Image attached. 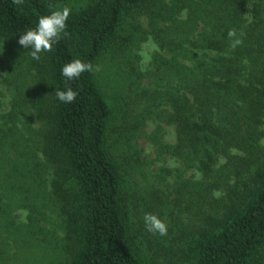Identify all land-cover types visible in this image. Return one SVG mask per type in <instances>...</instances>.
I'll list each match as a JSON object with an SVG mask.
<instances>
[{
    "label": "trees",
    "instance_id": "16d2710c",
    "mask_svg": "<svg viewBox=\"0 0 264 264\" xmlns=\"http://www.w3.org/2000/svg\"><path fill=\"white\" fill-rule=\"evenodd\" d=\"M54 9L51 0L19 6L0 0V36L19 41ZM145 10L161 50L152 64L177 132L173 149L182 174H201L182 179L178 191L188 204L194 196L209 205L189 232L181 228L177 237L168 228L163 260L153 263L130 228L126 166L109 143L112 108L96 72L70 81L62 75L76 58L97 65L112 41L124 37L126 18ZM67 25L68 35L39 61L25 53L32 82L16 86L4 114L7 132L18 136L13 142L32 144L42 155L29 147L18 153L37 159L32 176L63 231L64 264H264V0H90L71 12ZM232 28L243 38L236 48L227 36ZM137 31L136 25L130 41ZM67 87L79 93L71 104L56 97ZM34 120L37 128L29 125ZM151 234L149 247L161 238Z\"/></svg>",
    "mask_w": 264,
    "mask_h": 264
},
{
    "label": "rangeland",
    "instance_id": "374dc122",
    "mask_svg": "<svg viewBox=\"0 0 264 264\" xmlns=\"http://www.w3.org/2000/svg\"><path fill=\"white\" fill-rule=\"evenodd\" d=\"M51 1L55 9L69 6L72 12L81 10L90 2ZM149 15L145 10L139 18L132 15L126 18L124 37L113 40L102 54L97 63L101 70L96 72V78L112 108L110 146L120 164L126 166L124 190L128 195L125 203L132 224L130 228L138 247L145 249L150 258L148 262L153 263L156 258L163 260L162 256L159 257L163 253V240L161 235L153 233L161 237L160 243L153 247L146 245V237L152 236V232L145 227L144 215L157 214L166 220L168 228L174 227V235L179 237V230H192V226L198 223L196 214L203 207L209 209V205L194 196L188 204L189 197L178 191L182 179L188 176V179L199 180L201 174L195 170L182 174L181 168L185 166L173 149L177 132L175 125L168 121L169 108L163 81L158 73L153 72L156 70L152 64L154 55L161 50L151 37L153 30ZM247 17L251 19V14ZM136 25L138 31L135 34L139 37L130 41ZM149 38L154 51L151 62L142 71L138 53ZM27 51L30 52L18 41L0 36V264H64L66 252L60 245L63 231L44 196L38 194L37 180L32 176L35 169L31 167L37 165V159L32 154L28 157L18 154L27 153L22 147H29V153L36 148L24 141L13 142L18 136L7 132V115H4L16 86L21 82H32L27 71L31 69L25 55ZM30 106L33 108L32 104ZM29 125L37 128L39 124L34 120ZM155 137L159 141H154ZM135 152H139L138 155ZM37 156L42 157L38 151ZM125 156H128V163ZM142 161L147 163L142 164ZM25 164H30L29 169ZM159 196H164L166 202L162 203ZM171 237L165 244H170Z\"/></svg>",
    "mask_w": 264,
    "mask_h": 264
},
{
    "label": "clouds",
    "instance_id": "9594fccd",
    "mask_svg": "<svg viewBox=\"0 0 264 264\" xmlns=\"http://www.w3.org/2000/svg\"><path fill=\"white\" fill-rule=\"evenodd\" d=\"M24 0H13L16 5H22ZM72 9L69 6H63L62 8H56L48 15H42L39 17L38 23L34 28H30L20 35L18 43L25 49H29L30 56L39 61L42 54L51 52L56 44L62 39L63 36H67V21L71 15ZM227 36L230 40V47L236 48L243 43L242 34L238 35L235 28L229 29ZM154 51V47L151 44V38L149 41L142 45L140 52L141 56V70H146V66L151 62V54ZM99 65H93L91 62H85L82 59L76 58L66 63L62 67V75L67 80L78 79L85 72H98L100 71ZM78 92L71 87H67L66 90H56V97L59 101L65 104L73 103ZM146 229L154 234L161 236L167 235L168 224L166 220L154 213H146L143 217Z\"/></svg>",
    "mask_w": 264,
    "mask_h": 264
}]
</instances>
